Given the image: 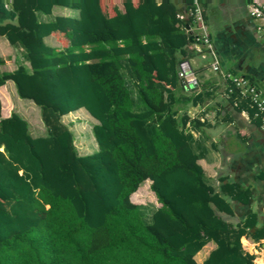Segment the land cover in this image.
Returning <instances> with one entry per match:
<instances>
[{"label": "trees", "instance_id": "trees-1", "mask_svg": "<svg viewBox=\"0 0 264 264\" xmlns=\"http://www.w3.org/2000/svg\"><path fill=\"white\" fill-rule=\"evenodd\" d=\"M8 1L15 19L0 35L17 50L0 57L15 66L0 69V264H257L241 238L263 239L264 220L228 218L231 203L191 146L183 109L199 97L177 76L198 55L188 4L183 16L173 0ZM54 6L77 13L51 17ZM226 83L235 107L262 125L264 112ZM12 84L39 107L44 134L13 108ZM79 110L95 121L91 153L62 121ZM145 184L156 203L149 221L134 200ZM223 190L248 202L247 190Z\"/></svg>", "mask_w": 264, "mask_h": 264}, {"label": "crops", "instance_id": "crops-1", "mask_svg": "<svg viewBox=\"0 0 264 264\" xmlns=\"http://www.w3.org/2000/svg\"><path fill=\"white\" fill-rule=\"evenodd\" d=\"M178 12L186 11L180 0H173ZM205 21L218 55L220 70L210 67V59L193 55L188 58L195 84L185 87V93L199 100L188 101L184 110L192 134L191 146L197 162L203 168L207 183L215 186L233 207L232 221H238L252 211L264 220V127L256 126L246 110H238L226 91L227 74L243 77L253 83L264 99V33L248 14V0H202ZM8 0H0V23L14 21ZM77 11L54 6L51 17L76 14ZM50 16L39 14L41 19ZM192 45L189 48L192 49ZM17 49L0 35V57L14 55ZM15 66L6 62L1 70ZM235 185L248 192V202L233 199L224 188ZM225 216V215H224ZM226 217V216H225ZM243 247L255 255L254 262L263 264L264 238L253 241L242 237ZM214 247L210 241L197 254L201 263Z\"/></svg>", "mask_w": 264, "mask_h": 264}, {"label": "built area", "instance_id": "built-area-1", "mask_svg": "<svg viewBox=\"0 0 264 264\" xmlns=\"http://www.w3.org/2000/svg\"><path fill=\"white\" fill-rule=\"evenodd\" d=\"M188 4L187 14L192 18V49L202 58L210 59V67L214 71L220 70L218 55L213 46L212 39L203 15L200 0H180ZM248 14L257 21V29L264 33V0H248ZM177 76L185 82L186 87L195 84L194 73L188 59L181 60L178 64ZM239 89L240 94L248 96L252 103L256 105L259 113L264 112V99L260 96L255 85L243 77H235L227 74ZM264 127V116L262 117ZM264 264V254H263Z\"/></svg>", "mask_w": 264, "mask_h": 264}, {"label": "rangeland", "instance_id": "rangeland-1", "mask_svg": "<svg viewBox=\"0 0 264 264\" xmlns=\"http://www.w3.org/2000/svg\"><path fill=\"white\" fill-rule=\"evenodd\" d=\"M46 39L50 44L59 45L56 39ZM13 88L14 85L12 84L11 87H8L7 91L10 93L12 106L15 111L28 121L30 131L33 135L44 134L45 129L40 121L39 107L27 99L17 98L14 94L15 88ZM93 119L84 110L72 112L62 117V121L73 131L74 142L80 153H91L97 148L91 133L92 125L95 123ZM134 200L141 204L139 207L140 212L145 220L149 221L151 213L156 207V203L148 191L147 184L143 185L141 189L135 193Z\"/></svg>", "mask_w": 264, "mask_h": 264}, {"label": "water", "instance_id": "water-1", "mask_svg": "<svg viewBox=\"0 0 264 264\" xmlns=\"http://www.w3.org/2000/svg\"><path fill=\"white\" fill-rule=\"evenodd\" d=\"M192 40V36H189V41H191Z\"/></svg>", "mask_w": 264, "mask_h": 264}]
</instances>
